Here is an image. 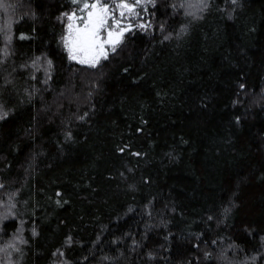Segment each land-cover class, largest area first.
<instances>
[{"label":"trees","instance_id":"1","mask_svg":"<svg viewBox=\"0 0 264 264\" xmlns=\"http://www.w3.org/2000/svg\"><path fill=\"white\" fill-rule=\"evenodd\" d=\"M84 2L0 0V264H264V0L133 3L95 66Z\"/></svg>","mask_w":264,"mask_h":264},{"label":"snow or ice","instance_id":"2","mask_svg":"<svg viewBox=\"0 0 264 264\" xmlns=\"http://www.w3.org/2000/svg\"><path fill=\"white\" fill-rule=\"evenodd\" d=\"M73 2L76 3L77 0H73ZM139 3L140 0H136V4ZM116 7L127 9L135 14L134 6L124 2V0H121V3L117 4ZM109 8L110 6L106 0L103 3L101 0H95L93 3H88L85 0L80 11H88L85 16L79 17L81 27L77 28L74 34L65 38V46L69 48L70 58L77 59L76 53H79L83 56V59L78 60L79 63L95 66L101 56L107 58L106 45L111 46L112 51H115V45L120 42L123 29L114 35L115 26L119 25V20L115 19L113 15V25H109ZM120 15H124L123 11ZM69 19H72V17H69ZM69 28L71 29L72 25H69ZM105 33L106 35H104ZM3 115H6V113ZM0 118H3V116H0Z\"/></svg>","mask_w":264,"mask_h":264},{"label":"rangeland","instance_id":"3","mask_svg":"<svg viewBox=\"0 0 264 264\" xmlns=\"http://www.w3.org/2000/svg\"><path fill=\"white\" fill-rule=\"evenodd\" d=\"M93 2H95V0ZM101 2L103 3V2H105V0H101ZM106 2L110 6V8H109V21H108L109 25H113V19H112L113 15L115 16V19L119 20V25L115 26L114 35L116 33H119L121 29H123V34L120 37V41H121L123 35L128 30H130L133 27L132 26L133 23L131 21V16L129 15L130 12L127 9H120V8L116 7L117 4L121 3V0H106ZM124 2H126V3H128L130 5H133V3L136 4V0H124ZM140 3L141 4H147V3L151 4V3H153V0H140ZM87 11L88 10H85L83 15H79L77 13H73V14H71V15L66 17V19H67V27H66V33H65V35H64V37L62 39V46H63L64 50L66 51V53L69 56H70V52H69V48L65 46V38L69 37L71 34H74L76 29L81 27V21H80L79 17L85 16ZM121 11H123V13H124L123 16L120 15ZM69 17H72V19H69ZM69 25H72L71 29L69 28ZM104 35H106V33ZM118 44H116L115 47ZM105 47H106V51H107V55H108L112 51V48L109 45H106ZM76 55H77V59H73L76 62H78L79 59H83L82 54L76 53ZM103 58L104 57L101 56L100 59L98 60V62H96V64H98ZM80 64L90 65V64H87V63H80ZM6 214H8V211L4 207L3 211H0V218L5 216Z\"/></svg>","mask_w":264,"mask_h":264}]
</instances>
